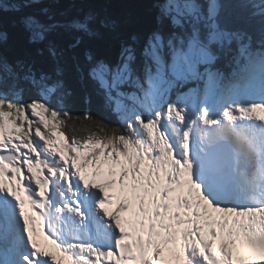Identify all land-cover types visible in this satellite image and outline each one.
<instances>
[{"label": "snow or ice", "instance_id": "1", "mask_svg": "<svg viewBox=\"0 0 264 264\" xmlns=\"http://www.w3.org/2000/svg\"><path fill=\"white\" fill-rule=\"evenodd\" d=\"M77 2L0 0L44 58L0 51V264H264V0H153L114 57Z\"/></svg>", "mask_w": 264, "mask_h": 264}, {"label": "trees", "instance_id": "2", "mask_svg": "<svg viewBox=\"0 0 264 264\" xmlns=\"http://www.w3.org/2000/svg\"><path fill=\"white\" fill-rule=\"evenodd\" d=\"M11 4L13 0H4ZM38 7L21 8V11H0V28L8 34L7 41L0 45V51L10 59H35L38 66L44 61L37 55L36 49L42 45H31L25 32L21 19L24 15L38 10ZM61 8L71 9V14L76 15L87 11L99 13L100 17L116 20L119 28L115 32L101 29L102 37L94 40H86V47H91L98 55L114 57L118 54L121 41L126 40L131 33H146L154 26L155 11L152 2L146 0H82L77 3H65ZM257 26L256 21L252 22ZM69 87L73 95L68 100L71 111L76 115L90 112L97 118L104 119L110 124H117L103 109L102 102L91 95L88 90L81 87L75 81H69Z\"/></svg>", "mask_w": 264, "mask_h": 264}, {"label": "rangeland", "instance_id": "3", "mask_svg": "<svg viewBox=\"0 0 264 264\" xmlns=\"http://www.w3.org/2000/svg\"><path fill=\"white\" fill-rule=\"evenodd\" d=\"M146 2H152V6H153V0H146Z\"/></svg>", "mask_w": 264, "mask_h": 264}]
</instances>
